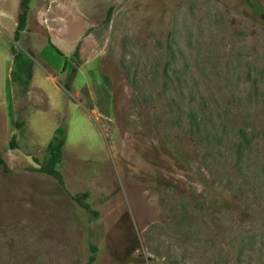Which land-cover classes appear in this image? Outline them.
I'll use <instances>...</instances> for the list:
<instances>
[{
    "label": "rangeland",
    "instance_id": "1",
    "mask_svg": "<svg viewBox=\"0 0 264 264\" xmlns=\"http://www.w3.org/2000/svg\"><path fill=\"white\" fill-rule=\"evenodd\" d=\"M20 2L0 0V264H87L90 243L92 264H264V23L249 6L31 0L14 41ZM11 43L33 60L25 92ZM59 125L64 185L32 169Z\"/></svg>",
    "mask_w": 264,
    "mask_h": 264
},
{
    "label": "trees",
    "instance_id": "2",
    "mask_svg": "<svg viewBox=\"0 0 264 264\" xmlns=\"http://www.w3.org/2000/svg\"><path fill=\"white\" fill-rule=\"evenodd\" d=\"M252 12L258 16L261 21L264 23V5L260 2V0H243ZM30 2L31 0H21L20 2V11L18 13V19L16 28L13 34L14 41H18L22 35V32L26 29L28 22V15L30 10ZM49 42L53 48H55L58 52L63 54L59 48H57L51 39ZM10 50L13 54V65L10 72L11 82L13 84L19 85L22 88V92H25L29 81L33 74V60L32 58L23 50L16 47L15 43H11ZM79 52V44L76 46L74 55ZM67 59L65 61L66 65ZM246 134L244 133L241 137L240 143L246 140ZM67 138V129L63 125H59L55 128L51 138L47 142L45 146V152L41 159L35 158L37 166L32 167V169L40 171L44 174L52 176L56 179L61 185H64V177L62 172L60 171L58 165L62 163L64 159L63 148ZM15 134L11 136V144L14 145ZM0 166L4 171L9 170V166L6 158L0 152ZM88 193L86 191L82 193H77L73 195V198L82 206L86 211L90 213V215H94L96 212L95 209L92 208L90 203L86 200ZM206 197H202L200 199H196V206L200 209L205 207ZM227 199L217 196L213 199V203L216 206H221L222 204L228 203ZM97 246L93 243H90V255L87 260V264H92L96 259Z\"/></svg>",
    "mask_w": 264,
    "mask_h": 264
}]
</instances>
